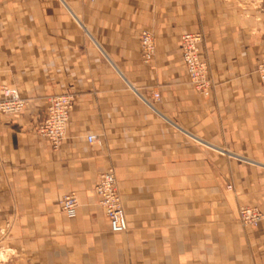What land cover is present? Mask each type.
<instances>
[{
	"label": "crops",
	"instance_id": "crops-1",
	"mask_svg": "<svg viewBox=\"0 0 264 264\" xmlns=\"http://www.w3.org/2000/svg\"><path fill=\"white\" fill-rule=\"evenodd\" d=\"M185 33L203 35L208 97L190 84ZM261 62L264 0H0V87L27 101L0 113V251L11 264H264V222L239 221L240 207L264 212ZM64 94L74 108L54 149L36 129ZM109 169L120 234L95 192ZM71 193L73 218L59 206Z\"/></svg>",
	"mask_w": 264,
	"mask_h": 264
},
{
	"label": "built area",
	"instance_id": "built-area-1",
	"mask_svg": "<svg viewBox=\"0 0 264 264\" xmlns=\"http://www.w3.org/2000/svg\"><path fill=\"white\" fill-rule=\"evenodd\" d=\"M203 40L201 33H185L180 38V45L182 60L186 67L190 84L199 95L208 97L211 95L213 81L209 74L208 63L202 58ZM140 46L144 63L147 65L151 64L156 53L152 32L142 31ZM257 74L261 84L264 85V62L258 65ZM153 98L154 101L158 102L161 97L159 93H154ZM74 102L75 96L73 94L58 95L50 98L45 118L36 129L37 134L49 141L54 149H59L66 139ZM26 106L27 101L20 96L17 88L0 87V113L8 116L18 115L26 109ZM87 141L89 144H93L97 141V137L89 135ZM95 192L98 196L99 204L108 219L110 231L114 234L126 232L128 230L127 217L113 169L107 170L100 176L95 185ZM59 206L67 217L73 218L79 207L77 195L75 193L65 195L59 201ZM239 221L245 227L256 228L264 222V212L254 206L240 207Z\"/></svg>",
	"mask_w": 264,
	"mask_h": 264
},
{
	"label": "rangeland",
	"instance_id": "rangeland-1",
	"mask_svg": "<svg viewBox=\"0 0 264 264\" xmlns=\"http://www.w3.org/2000/svg\"><path fill=\"white\" fill-rule=\"evenodd\" d=\"M0 264H11V257L6 251H0Z\"/></svg>",
	"mask_w": 264,
	"mask_h": 264
}]
</instances>
